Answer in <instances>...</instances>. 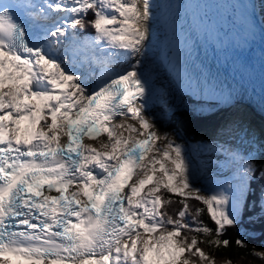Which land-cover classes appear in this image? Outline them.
Segmentation results:
<instances>
[{
    "label": "snow or ice",
    "instance_id": "1",
    "mask_svg": "<svg viewBox=\"0 0 264 264\" xmlns=\"http://www.w3.org/2000/svg\"><path fill=\"white\" fill-rule=\"evenodd\" d=\"M13 7L0 4V264H218L215 251L247 248L226 233L256 206L248 197L253 182L264 181V163L229 152L235 182L204 194L185 147L145 115L152 0L19 5L44 22L37 35ZM88 27L94 34L78 39ZM70 48L106 52L105 62L118 56L128 67L91 86L65 56ZM205 208L214 227L199 219ZM260 209L249 224L264 219V191ZM251 255L264 261V251Z\"/></svg>",
    "mask_w": 264,
    "mask_h": 264
},
{
    "label": "bare ground",
    "instance_id": "2",
    "mask_svg": "<svg viewBox=\"0 0 264 264\" xmlns=\"http://www.w3.org/2000/svg\"><path fill=\"white\" fill-rule=\"evenodd\" d=\"M152 3V18L148 21V28L151 35L147 52L143 58L141 71L148 81L151 94L147 102L145 115H154L156 117L155 130L163 135L167 128V130L170 131V134L167 135L168 138L183 146V141L178 138L174 131L177 129V126H182V129L184 128V131L190 136V141L193 142L194 145L198 144V142L193 141V136H191L194 133L198 134L197 136H202L204 140L205 138L210 139L207 144L211 150L214 151L204 150L193 152L192 144L188 141L185 142V144H187L185 149L186 155H191L192 159H197L198 156H206L213 164L215 160H217V158H213L215 152L217 150L222 151L219 147H216L217 144L227 148L229 145L235 143L236 140H241L247 134H251L252 138H245V142H251L258 137L264 138V120L246 112L244 108V112L239 111L240 108L229 111L228 107L218 106L216 102H212L211 100H194L188 95H185V93H181L176 88V85L167 74L160 57L162 41L161 28L159 25L160 3L159 0H152ZM253 3L257 17L264 28V0H253ZM43 23L44 22L41 21V25ZM89 50L93 57L85 55V51L84 54L81 48H70L65 52V56L69 62H74L75 65L79 66L80 71L87 74L88 83L91 86H94L95 82L99 79L106 77L108 73L119 72L128 67L127 63L120 60L118 56L110 62H105V52L101 53L99 50L91 48ZM100 68L102 69L101 72H99L101 70ZM118 132H123L126 136L129 134L123 129H119ZM242 132L244 133L242 134ZM172 133H174L173 136ZM62 139L63 135L61 136V141ZM90 142L95 141H85V143ZM160 142L158 143L163 146ZM165 143H167V141H165ZM151 154L152 153L149 152L145 156V161L141 163H145L148 156Z\"/></svg>",
    "mask_w": 264,
    "mask_h": 264
},
{
    "label": "rangeland",
    "instance_id": "3",
    "mask_svg": "<svg viewBox=\"0 0 264 264\" xmlns=\"http://www.w3.org/2000/svg\"><path fill=\"white\" fill-rule=\"evenodd\" d=\"M78 37V36H77ZM80 39V37H78ZM85 40V39H80ZM85 55L88 57H93L91 54L90 48H81ZM88 49V50H87ZM87 51V52H86ZM93 51V50H92ZM106 53V52H105ZM89 62L91 63L90 59ZM93 63V62H92ZM101 69V68H100ZM102 69L99 71L101 72ZM151 95V94H150ZM153 100V99H152ZM159 104V100H158ZM23 126V125H22ZM167 126L169 127L168 123ZM176 128V126H175ZM186 130V129H185ZM188 130V129H187ZM177 134L178 138H180L183 141L184 147L187 145L185 142H191L190 136L184 131V128L182 129V126H177V129L174 130ZM182 132V133H181ZM244 132H242L243 134ZM264 133V132H263ZM165 134L169 135L170 131L167 130ZM174 133H172L173 136ZM198 134L194 133L193 135V141L198 142V144L194 145L192 144V150L193 152H199V151H214L211 150V148L208 146V142L210 139L205 138V140L202 138V136H197ZM252 138L251 134H247L244 136L241 140H236L235 143L229 145L227 148L225 146L216 145V147H219L220 150H217L215 154L213 155V158H217L215 160V163H211V160L207 158L206 156L201 157L198 156L196 159H192L191 155H187L192 163L193 169H194V176H193V183L196 187H199L204 190V194H208L209 191L216 189L217 187L223 186L227 181H234V170L236 165L229 160L227 152H239L242 155H247L248 153L252 152L256 156V160L258 164L264 163V138L258 137L255 140L246 141L245 138L249 139ZM195 142V143H196ZM93 143L94 146L98 147L96 142H90ZM162 145L166 144L165 141L160 142ZM220 154V155H219ZM217 156V157H216ZM222 158H220V157ZM193 160V161H192ZM166 167L172 168V164L170 162H166ZM159 166H157V169ZM148 171V170H145ZM143 172L141 173V176L143 177ZM151 174V172H149ZM163 175L162 172L157 170L155 172V178L158 180ZM155 181L149 182L147 185L144 186V192L147 191L148 188L152 187L153 183ZM143 194V193H142ZM261 212V211H260ZM142 236H146V233H143V230H141Z\"/></svg>",
    "mask_w": 264,
    "mask_h": 264
},
{
    "label": "trees",
    "instance_id": "4",
    "mask_svg": "<svg viewBox=\"0 0 264 264\" xmlns=\"http://www.w3.org/2000/svg\"><path fill=\"white\" fill-rule=\"evenodd\" d=\"M93 18L92 13L89 12L86 19L91 20ZM94 34V30L91 27L86 28L83 32H78L77 36L80 39H88L91 35ZM253 192L248 197V203L251 205L255 202L256 206L252 208L250 211L246 209L244 213V217L241 222L237 225L236 228H229L226 233V238L231 240H235V238L240 235L245 240L247 244V248H237L233 243L232 246L228 249H220L215 251L213 254L216 257V260L219 262L225 259H231L233 264H264V261H261L259 258L251 255L253 248L257 251H264V219L259 220L255 224H249L247 222V218L250 215L259 214L260 209V196L262 191H264V181L256 180L252 184ZM163 191V189H162ZM172 196V199L178 201L180 199L179 196L175 194H169ZM193 207H204L203 205L199 204L197 201H189ZM180 205L175 203L169 209L170 213L174 210H178ZM190 219V218H189ZM204 223L208 224L209 226L214 227L213 222L210 219L209 214L206 211L204 214L199 218Z\"/></svg>",
    "mask_w": 264,
    "mask_h": 264
}]
</instances>
